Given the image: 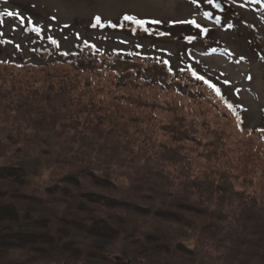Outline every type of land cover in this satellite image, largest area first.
<instances>
[{"label":"rangeland","instance_id":"rangeland-1","mask_svg":"<svg viewBox=\"0 0 264 264\" xmlns=\"http://www.w3.org/2000/svg\"><path fill=\"white\" fill-rule=\"evenodd\" d=\"M220 1L225 6L224 11H218L221 14L203 0H198V4L190 0H7L6 3L0 0V12H19L44 29V39H41L25 30L29 26L27 19L21 26L15 18L3 17L4 23L0 25L3 32L0 37V105L3 108L0 112L4 115L1 119L33 117L28 116L29 110L24 106L38 105L39 100L43 104L39 106L38 115L31 112L34 117L50 116V112L62 110L66 114H84L78 118L84 122V117L98 115L106 129L119 126L124 130L135 150L146 149L151 154L155 151L157 159L153 160V167L165 165L192 181L184 189L178 183V189L185 197H192L197 208L205 209L207 221L223 224L226 220L231 227H237L235 221L245 214L233 217L230 215L237 210L230 209L237 208L244 198L240 206L264 220V139L261 138L264 11L259 5L243 0ZM206 11L213 13L212 18L219 17L221 23L205 18ZM125 14L159 19L162 28L175 21L196 19L212 31L207 36L195 35L197 38L189 41L191 33L182 30L149 37L139 31L132 34L125 26H92L96 16L104 22L121 24ZM65 25H69L68 29ZM49 36L59 42V47L47 39ZM84 41L95 44L99 52L104 50L105 53L95 55L88 47L81 56L71 59L70 64L65 57H58L57 50L70 54L81 48ZM17 44L20 49L16 48ZM36 46L56 57L51 55L48 62L45 61V53L35 52ZM120 50L146 55L150 60L115 53ZM156 58L170 61L175 70L192 63L218 84L223 79L229 80L230 84L221 88L241 108L246 129L238 132L226 111L214 105L203 87L188 85L186 88L181 79L169 83L163 64L159 65ZM133 74L153 81L164 79L173 87L170 91L163 90L139 77L135 79ZM176 88L181 90L177 95L182 98L180 102L166 97L176 95ZM9 104L11 111H1ZM209 176L210 183L218 186L215 191H209L203 182ZM157 178L153 175L147 181ZM199 180L209 195L199 191L191 196L197 192ZM58 209L59 214L64 215L67 208ZM256 224L258 220L252 223ZM207 229L210 230L208 226ZM56 259L66 263L61 257Z\"/></svg>","mask_w":264,"mask_h":264},{"label":"trees","instance_id":"trees-1","mask_svg":"<svg viewBox=\"0 0 264 264\" xmlns=\"http://www.w3.org/2000/svg\"><path fill=\"white\" fill-rule=\"evenodd\" d=\"M243 1L259 5L264 11V0ZM214 20L221 23L219 17ZM123 23L132 34L139 31L149 37L178 30L192 36L199 33V29L186 24L169 23L164 28L162 23L148 25L149 32H145ZM208 29L209 34L212 29ZM27 30L32 32L31 26ZM88 47L83 43L69 55H64L61 49L56 52L70 64L71 59L81 56ZM102 51H96L95 55L105 53ZM35 52L45 53L47 62L51 55L55 56L40 47ZM115 53L150 60L139 53L123 50ZM163 66L169 83L181 79L186 88L203 87L214 105L226 111L238 132L246 129L241 108L222 88L235 112L186 70L191 66L204 75L197 66L187 63L182 68L185 71L175 70L170 61ZM169 66L172 71H168ZM133 76L163 90L170 91L173 87L164 79L153 81L144 75ZM175 91L176 95L166 97L180 102L182 98L177 95L181 90ZM161 95L165 94L161 92ZM40 104L43 102L39 100L38 105L24 106L29 110L28 116L33 117L2 120L4 114L0 112V264H62L57 257L66 263L83 264H264V220L240 206L246 198L238 202L237 208L230 209L237 210L230 216L245 214L235 221L237 227H231L226 220L223 224L209 222L204 218L205 209L197 208L192 197H185L178 189V183L184 189L192 181L165 165L153 167V160L157 159L155 151L151 154L146 149L135 150L124 130L119 126L106 129L98 115L93 118L88 115L84 122L78 119L84 114H66L62 110L49 111L50 116L34 117ZM6 110L11 111L10 104L1 111ZM261 130L263 140L264 128ZM153 175L158 178L148 182ZM211 181L210 176L203 179L208 190L215 191L218 186ZM203 186L199 180L197 192L191 196L199 191L209 195ZM60 206L67 208L64 215L59 214ZM256 220L258 224L252 225Z\"/></svg>","mask_w":264,"mask_h":264},{"label":"snow or ice","instance_id":"snow-or-ice-1","mask_svg":"<svg viewBox=\"0 0 264 264\" xmlns=\"http://www.w3.org/2000/svg\"><path fill=\"white\" fill-rule=\"evenodd\" d=\"M4 2L6 3L7 0H4ZM191 3L193 4H198V0H190ZM204 3L211 5L213 8H219L220 5L216 2V0H203ZM258 2V0H257ZM13 17L16 20L19 21V24L21 26L25 25V21L27 19V23L29 25H31V31L33 33H35L38 37H40L41 39H44V29L40 28L39 26L35 25L34 22L32 21L31 17L25 18L24 16H22L19 12H14V11H5V12H0V25H3L4 20L3 17ZM213 16V13L210 11H206L204 12V17L211 19ZM55 19V18H53ZM95 23L92 25L93 27H96L97 25H99L101 28L105 27L106 25L108 27H112V28H116V27H124V23L123 22H128V24L130 25H134L135 28H140L143 29L145 32H149V28L147 27L148 25H156V24H160L162 23L159 20L156 19H144V18H138L135 15H130V14H125L122 17V23L117 25V24H112L110 21L103 23L101 20L100 16H96L95 18ZM174 23H180V24H186V25H191L196 29H199V33L203 34L204 36H207L209 29L207 27H203L201 24H199L197 22L196 19H185V20H180V21H175ZM65 27H67V25H65ZM232 25H229V28H231ZM135 28L133 29V32H135ZM27 30V29H25ZM161 36L164 35H170V33H164L161 32L159 33ZM3 36V32H0V37ZM77 38H79V34H77ZM197 38V36H189L188 39L189 41L195 40ZM47 39L55 46L59 47V42L52 38V37H47ZM6 43H11V41H6ZM122 43H126V41H122ZM84 44L86 46L91 47L92 49H94V53L96 51H99L98 49H96L95 45H88L87 41H84ZM139 46V45H138ZM17 49H20V45L17 44L16 45ZM217 51L216 49H213V52ZM225 52H227V50L225 49ZM64 55H69V53L65 52L63 53ZM158 63H163L164 65H169V61L168 60H161L160 58H156ZM188 71L191 72V75L197 80V81H201L203 82L204 85H206L209 89H211L216 96H218L221 100H224L227 107L231 110H233L235 112V106L232 103H229L226 99H225V95L222 93L221 91V85H227L230 84V81L227 79H223L222 81H220V83H216L213 82L212 80L206 78L204 75H200L198 74V72L196 70H194L191 66H187ZM168 71H172V68L169 66L168 67ZM181 71H185V69H181ZM224 74L222 73L221 76H223ZM249 80H251V76L248 77ZM242 122V121H241Z\"/></svg>","mask_w":264,"mask_h":264},{"label":"water","instance_id":"water-1","mask_svg":"<svg viewBox=\"0 0 264 264\" xmlns=\"http://www.w3.org/2000/svg\"><path fill=\"white\" fill-rule=\"evenodd\" d=\"M216 2L220 5L219 10L220 11H224L225 6H223L222 3L219 0H217Z\"/></svg>","mask_w":264,"mask_h":264}]
</instances>
